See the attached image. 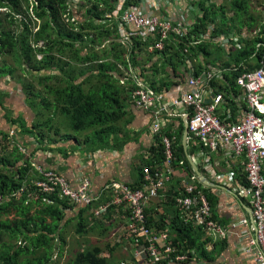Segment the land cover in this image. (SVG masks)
<instances>
[{
    "label": "trees",
    "instance_id": "obj_1",
    "mask_svg": "<svg viewBox=\"0 0 264 264\" xmlns=\"http://www.w3.org/2000/svg\"><path fill=\"white\" fill-rule=\"evenodd\" d=\"M224 1L190 0V13L196 19L192 29L182 38L172 33L163 50L150 53L147 50L150 39L141 41L136 35L131 46L117 40L115 19L106 15L115 10L118 0H0V76L15 78L20 71L25 74L17 82L27 107L34 114L31 124L23 116L11 119L0 96L4 119L10 127L18 125L23 136L34 137L44 150L60 141H74L90 151L121 149L129 139L125 109L131 106L130 94L136 88L133 76L137 70H161L166 74L172 71L181 78L178 63L184 58H204L205 67L202 62L193 66L195 75L207 69L209 63L211 67L222 65V49L211 51L202 37L233 33L239 29L235 23L238 17L249 28L261 22V31L255 40L238 51L237 59L245 61L254 54L260 63L264 56L263 18L253 13L256 9L249 0H232L234 16L229 18ZM133 3L136 0H125L123 8ZM193 7L201 12L200 16ZM208 25L213 26L216 34L208 31ZM196 39L200 42L190 45ZM227 51L232 53L233 49ZM8 58L14 60L13 65L7 63ZM226 68L224 83L217 87L216 95L220 94L228 105L239 96V76L254 69L249 63L246 66L227 64ZM9 131L0 130V264H55L53 255L62 256L70 223L77 221L79 234L89 233L84 218L87 209L75 218L66 219L68 210L72 209L66 200L39 195L32 182V160L11 147L14 136ZM182 133L180 121L173 141V168L190 175L193 172L181 145ZM201 148L205 149L200 145ZM196 151L195 147L187 149L190 157ZM150 154L142 160L136 188L131 189L142 188L144 169L150 168L152 172L162 167L165 161L162 135L156 137ZM242 181L240 186L247 188L244 176ZM207 193V190L203 192L216 219V201H213L216 198ZM245 201L251 207L248 203L251 199ZM167 204L173 206V199ZM165 211L172 244L197 259L212 261V251L206 249L210 244H213L212 250L217 246L216 242L212 243V237L202 227L179 217L175 208L172 214ZM158 227L164 228V225ZM102 252L103 248L98 245L77 251L71 264H112L111 258L100 256Z\"/></svg>",
    "mask_w": 264,
    "mask_h": 264
},
{
    "label": "crops",
    "instance_id": "obj_2",
    "mask_svg": "<svg viewBox=\"0 0 264 264\" xmlns=\"http://www.w3.org/2000/svg\"><path fill=\"white\" fill-rule=\"evenodd\" d=\"M231 1L232 0L224 1L227 8V10L225 9L227 17L229 18L234 16L232 12L233 8ZM249 1H251V4L254 8L255 2L257 3V0ZM189 2L190 0H180L178 2L171 1V3H166L165 0H136V3L128 5L124 9L123 6L125 0H118L117 6H120L119 13H122L131 7H137L142 9L144 12L146 11L147 13L156 14L166 20H171V24L175 26L177 23V19L180 18L179 16L181 15H184V17L186 16L187 20L190 22H192V20L196 21V19L194 18L195 15L190 13L191 8ZM150 5H152V8H148V6ZM117 6H115V9L117 8ZM193 8L200 16L201 12L198 11L197 7ZM186 10L188 11L186 12ZM253 13L257 16L260 14L264 20V3L263 9L261 11H258L256 9L253 11ZM237 19L235 23L237 22L236 25L239 27V29L234 31L233 33H229L227 35L218 34L215 37H209L208 35L202 37V39L206 40L203 41V43L208 44L211 51L216 50V48L222 49L224 53V56L222 58V65L218 67H211L209 63L207 64V66L209 65L207 69L203 70L198 75H195L194 71L192 70L193 66L196 64L195 67H197L198 63L201 62V65L204 66L206 64L204 63V58L202 56L192 59L184 58L182 62L178 63V71L181 74V78L174 75L172 71L169 74H166L161 70L159 72H155L152 71V69H148L146 70V72L137 70V74L133 76L134 82L138 87H142L143 89L150 90L157 95L162 96V102L171 103L173 100L180 97L182 93H185L189 90V78L201 76L204 82V92L207 104H212L213 99L220 96V94L216 95V92L219 91V88L217 87L222 86L224 83L223 74L228 72L226 68L227 64H232V66H235V64H244V66H246V64L249 63L254 69L252 71L261 68V63H259L257 57L254 54L249 56V59L245 61H239L237 59L238 51L245 47L248 42H251L258 37V34L261 31V22H258V24H256L255 26L249 28L247 26L248 23H240L239 17ZM207 29L209 32H214V28L211 25H208ZM171 34L169 35V37L171 36ZM117 40L119 41V38ZM199 42L200 39H196V41L191 42L190 45L198 44ZM230 48L233 49L232 53L227 51ZM212 70H217V72L213 77H208L209 72H211ZM213 84L215 85V87H212ZM164 86L167 87L165 88ZM240 90L239 96L237 98H234L230 104L227 105L226 103H224V101H222L219 106H217L216 113L220 117L222 116V118L231 119V122H238L239 120H242L246 112V103L244 94ZM14 92H20L19 86L15 88ZM2 96L8 97L7 102L6 100H4L3 106L4 108H7L9 110L10 114L14 113V117L23 116L25 120L28 121V124H31L33 122L34 114L30 110V108L27 107L25 97H22L19 94L9 95V93L2 94ZM161 104L162 103L157 104L156 108L154 109H158ZM125 110V130L129 136L127 143L121 149L97 148L93 151H90L83 145H77V143H75L74 141H60V143H53L51 145L49 144L47 146L48 149L44 150L39 144H37V141L34 137H26L28 135L23 136L20 133V129L15 130V125L10 127L8 125V122L4 119V111L0 108V130H14L16 134L19 133V139L16 138V140H19L21 144H24L26 147H28L26 158H30L33 163V170L31 171V173L34 180L32 182L36 183L40 179V174L37 170L39 168L41 170H50L61 174L75 189H77L86 180L91 183L93 195L98 200L91 206H77L67 201L72 206V209L68 210L66 219L75 218L81 210L87 209V212L84 215V218L86 219L87 231L89 230L90 233L91 231H94L95 228H97V230L99 229L100 232L110 233V235L113 237L111 245L109 243L106 244L105 249L100 246L104 250V252H102L100 256L111 258L112 264H131L134 262L133 253L129 246L124 248L123 246L114 243L115 238L122 235V229H125L126 214L118 210L117 208L112 207V209L104 216V218H96L91 213L92 209H97L99 206L109 200L111 195L109 191H105V188L111 183H117L120 185L136 188L140 164H142V160L149 158V156L151 155L150 149L155 146L156 137L158 135H162L163 138L164 135H167L173 138L174 141L175 137H177L180 121L183 126V133L181 137L182 145L184 134V124L182 119L184 117H186L187 119V116H183L184 114L182 113V110L169 108L168 111L164 112L160 118L163 119L161 133L154 134L151 132L150 128L152 123L156 121L154 111L146 112L141 109L133 108L130 105L129 107H126ZM28 141H32V145L28 146ZM192 147H195L197 151L192 157H190L188 155L187 149H191ZM182 148L184 151L183 146ZM185 149L186 153L184 151V155L187 161L188 155L192 164L196 166L199 174L203 177L205 183H202L200 181L198 175H196L190 163L189 164L193 172V174L190 175L189 173H181V170L174 168L172 181L169 185H167V190L162 194L161 199L152 202L146 209V211H149L148 215L145 212L148 224L152 227H156L157 229H162L158 227L160 225H164V227L168 226L169 230H171L170 225L168 224V221L165 217L167 214L165 209H167V212L172 214L175 207L174 204L172 206V204L169 205L167 203L170 199H173L175 195L179 194L182 191V184L187 182V179H189L190 176H194L196 185L195 188L197 189V191L203 193L205 190H207L208 195H212L216 198L215 200H213L216 201L215 220L218 222V224L221 225V227H225L228 230H231V226L229 225H231L234 221L236 222L246 217L249 222V226H247V229L244 230L241 226H239L235 230H237L238 232H240V230H244L247 232V234L253 233L254 230L251 222V207L247 206V202L245 201V199L238 200L234 195V189L238 190L239 188L236 181H228L229 175L233 173L237 177L238 182H241L240 179L242 180L243 177V158L225 159V149H220L217 152L211 153L210 159L215 166L218 176H223V180L220 176V181H216L207 174V172L201 165V155L209 153L208 150L202 148L200 149V144L197 140L187 139H185ZM157 171L158 169L152 171L151 173L155 174ZM179 217L185 220V218L181 214ZM100 222H102V224H99ZM231 234H229L225 239L215 238V240H212V243H217V246L213 250V244H210L206 247L208 251H212V254L214 256V259H212V261H209L208 263L254 264L251 259L239 254L238 248L240 243L242 242L243 237V235H241V232L239 234V238L237 236H231ZM108 248H112L113 250L109 251ZM190 252L194 253V250H191ZM193 257L197 261L207 262L201 257L200 259H197L195 256Z\"/></svg>",
    "mask_w": 264,
    "mask_h": 264
},
{
    "label": "built area",
    "instance_id": "obj_3",
    "mask_svg": "<svg viewBox=\"0 0 264 264\" xmlns=\"http://www.w3.org/2000/svg\"><path fill=\"white\" fill-rule=\"evenodd\" d=\"M165 1L171 3L180 0ZM148 8H152V5ZM119 9L120 6H117L111 14L106 15L107 18L115 19L119 41L131 46L136 35L140 36L141 41L150 39L151 43L147 47L149 52L163 50L171 32L182 38L196 23L181 15L173 26L171 20L144 12L137 7H131L122 13H119ZM260 63L261 68L239 76L238 85L244 94L246 112L238 122L221 118L216 113L217 106L222 102L220 96L214 98L212 104H207L201 76L189 78V90L171 103L162 102V96L137 85L130 94V104L133 108L155 112L156 121L150 127L154 134L161 133L163 119L160 118L164 112L169 108L182 110L183 116H187L186 139L197 140L209 152L201 155V165L212 179L220 181L223 176H218L210 159L211 153L225 149V159L243 158L242 175L248 182V187H241L243 181L240 179L239 183L233 173L229 175L228 181H236L238 184V190L234 189L233 192L238 200L251 199L248 203L252 210L253 233L247 234L244 231L249 226L246 217L229 225L231 230L221 227L213 219V209L206 196L195 188L194 176H190L188 181L182 184L183 189L173 197V204L186 222L202 227L213 240L225 239L231 233V236L239 238L241 232L243 237L238 248L239 254L251 259L254 264H264V56ZM215 73L216 70H212L208 77ZM159 103H162L161 106L155 110ZM9 135L15 136L16 132L10 130ZM162 140L165 146L163 167H158L155 174L151 173L150 168L144 169V184L140 190H132L117 183L107 185L105 191L110 192L109 200L97 209H92L91 213L96 218H104L112 207H115L126 214L125 229H122V235L117 236L114 243L131 248L134 257L131 264H211L197 261L189 255V251L183 252L174 246L168 226L157 229L148 224L146 209L152 202L161 199L167 185L172 181L174 172L173 138L164 135ZM20 150H23L22 147ZM26 152L24 149V153ZM179 164L182 165V162ZM37 170L40 179L35 183V189L39 195L58 197L77 206H91L98 200L87 180L75 189L61 174L39 168ZM21 192L24 193V190ZM239 226L244 230H235Z\"/></svg>",
    "mask_w": 264,
    "mask_h": 264
},
{
    "label": "rangeland",
    "instance_id": "obj_4",
    "mask_svg": "<svg viewBox=\"0 0 264 264\" xmlns=\"http://www.w3.org/2000/svg\"><path fill=\"white\" fill-rule=\"evenodd\" d=\"M263 3L264 0H257V3L255 2V9H257L258 11H261L263 9ZM3 13V12H1ZM7 63L10 65L14 64V60L8 58L7 59ZM22 75V78L25 77V74L23 72H18L17 75L15 76V78L13 77H9L7 76H0V95L2 96V94L5 93H9L10 94H19L22 97L23 96V92L20 89L19 86V82H17V78L20 77ZM31 78V77H28ZM19 86V90L20 92H14L15 88ZM2 93V94H1ZM2 99L6 100L8 97L6 96H2ZM14 113L10 114L11 119L14 118ZM21 115V114H20ZM16 118V117H15ZM59 123V122H57ZM15 130H18V125H15ZM18 135H20L19 133H17L14 136V141H13V145H11V147H16L18 148L19 152L22 155H25L26 153H24V149L28 150V147H26L24 144H21L20 141L16 140L19 139ZM13 137V136H11ZM29 137V136H26ZM27 140V139H26ZM32 141H28V146L32 145ZM20 147H22L23 150H20ZM77 221H73L72 223H70V225L67 227V231H66V246L63 250V254L60 257L59 254H54L53 255V260L57 261V263L55 264H71L73 258L75 257V254L77 251L83 250V249H89L92 248L95 245H99L102 246L105 249V245L106 244H110L111 245V241L113 240V237L110 235V233H106V232H100L99 229L97 230V228H95L94 231H91L88 234H79L76 230H77V225H76ZM114 260H115V256H114Z\"/></svg>",
    "mask_w": 264,
    "mask_h": 264
},
{
    "label": "water",
    "instance_id": "obj_5",
    "mask_svg": "<svg viewBox=\"0 0 264 264\" xmlns=\"http://www.w3.org/2000/svg\"><path fill=\"white\" fill-rule=\"evenodd\" d=\"M185 119H186V117H184V118L182 119V120H183V124H184V134H183V139H182V146L184 147V151H185V153H186V149H185V139H186V136H187V134H188V130H187V123H186V120H185ZM187 158H188V161H189V163L191 164L193 170L195 171L196 175H198L200 181H201L202 183H205V181L203 180V177L199 174V172H198L196 166H195L194 164H192V162H191V160L189 159L188 155H187Z\"/></svg>",
    "mask_w": 264,
    "mask_h": 264
}]
</instances>
